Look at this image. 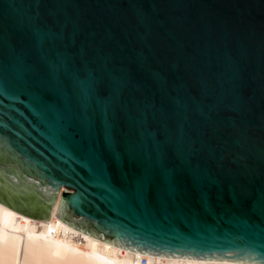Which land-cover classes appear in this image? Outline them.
Masks as SVG:
<instances>
[{"label": "water", "instance_id": "obj_1", "mask_svg": "<svg viewBox=\"0 0 264 264\" xmlns=\"http://www.w3.org/2000/svg\"><path fill=\"white\" fill-rule=\"evenodd\" d=\"M138 252L264 264V0H0V202Z\"/></svg>", "mask_w": 264, "mask_h": 264}, {"label": "bare ground", "instance_id": "obj_2", "mask_svg": "<svg viewBox=\"0 0 264 264\" xmlns=\"http://www.w3.org/2000/svg\"><path fill=\"white\" fill-rule=\"evenodd\" d=\"M61 188L45 219L0 202V264H257L241 259L156 255L96 238L57 218L55 208Z\"/></svg>", "mask_w": 264, "mask_h": 264}, {"label": "built area", "instance_id": "obj_3", "mask_svg": "<svg viewBox=\"0 0 264 264\" xmlns=\"http://www.w3.org/2000/svg\"><path fill=\"white\" fill-rule=\"evenodd\" d=\"M140 259H141V261H142V262H144V261H145V258H144V256H142Z\"/></svg>", "mask_w": 264, "mask_h": 264}]
</instances>
